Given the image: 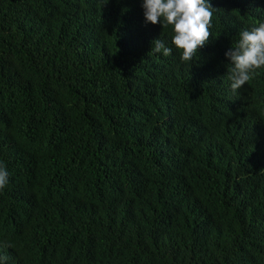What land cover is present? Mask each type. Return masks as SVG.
Returning a JSON list of instances; mask_svg holds the SVG:
<instances>
[{
    "label": "trees",
    "instance_id": "obj_1",
    "mask_svg": "<svg viewBox=\"0 0 264 264\" xmlns=\"http://www.w3.org/2000/svg\"><path fill=\"white\" fill-rule=\"evenodd\" d=\"M210 3L183 62L142 0H0V264H264V0Z\"/></svg>",
    "mask_w": 264,
    "mask_h": 264
},
{
    "label": "clouds",
    "instance_id": "obj_2",
    "mask_svg": "<svg viewBox=\"0 0 264 264\" xmlns=\"http://www.w3.org/2000/svg\"><path fill=\"white\" fill-rule=\"evenodd\" d=\"M145 24L171 26L172 44L181 52L183 62H191L199 50L212 38L215 8L210 0H142ZM154 53L169 56L172 49L156 39L152 43ZM230 60L228 80L233 92L249 83L258 70L264 69V23L251 30L240 32L238 42L225 52ZM8 183V172L0 164V190ZM6 260L7 257H0Z\"/></svg>",
    "mask_w": 264,
    "mask_h": 264
}]
</instances>
